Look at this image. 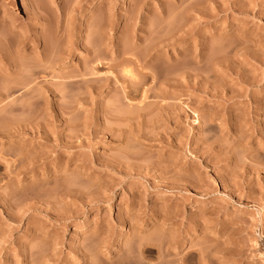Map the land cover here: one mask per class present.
<instances>
[{
	"label": "rangeland",
	"instance_id": "1",
	"mask_svg": "<svg viewBox=\"0 0 264 264\" xmlns=\"http://www.w3.org/2000/svg\"><path fill=\"white\" fill-rule=\"evenodd\" d=\"M263 218L264 0H0V264H262Z\"/></svg>",
	"mask_w": 264,
	"mask_h": 264
},
{
	"label": "bare ground",
	"instance_id": "2",
	"mask_svg": "<svg viewBox=\"0 0 264 264\" xmlns=\"http://www.w3.org/2000/svg\"><path fill=\"white\" fill-rule=\"evenodd\" d=\"M86 30H85V28H84V26H81V28H80V34L81 33H84ZM32 79V78H31ZM29 81V80H28ZM263 221H264V218H263ZM260 257H261V261H262V264H264V255H260Z\"/></svg>",
	"mask_w": 264,
	"mask_h": 264
}]
</instances>
